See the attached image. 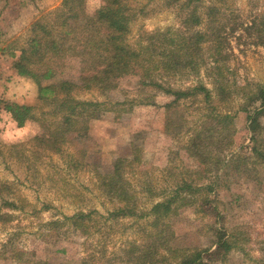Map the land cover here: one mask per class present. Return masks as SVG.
I'll use <instances>...</instances> for the list:
<instances>
[{"label":"rangeland","instance_id":"1","mask_svg":"<svg viewBox=\"0 0 264 264\" xmlns=\"http://www.w3.org/2000/svg\"><path fill=\"white\" fill-rule=\"evenodd\" d=\"M61 2L0 0V190L6 198L13 196L19 207L10 208L0 197L1 213L10 215L0 214V264H16L8 258V252L16 246L39 250L40 258H46L49 264H80L87 256L92 259L90 264H126L122 259L127 249L150 233V217L140 215L150 209L154 200L163 198L161 194L152 197L147 186L155 193L170 192L182 179L193 177L199 164L184 147L195 131L208 127L204 122L209 112L236 115L231 128L208 134L213 138L210 141L216 157L228 162L218 179V205L226 216V227L237 231L241 239L240 248L215 264H256L257 259L264 257V167L243 148L249 144L253 132L247 114L239 109L245 101L242 87L264 84V46L257 45L246 35L242 36L240 44L237 34L230 36L233 53L221 65L223 90L215 88L214 79L221 75L214 71L210 58L198 73L184 68L172 75L165 74L160 80L164 87L174 89L204 83L212 89L211 103L204 102L200 95L165 108L174 96L157 86L142 88L134 77L119 79L116 87L106 92L97 88H76L72 95L80 99L123 101L127 97L143 99L151 95L155 104H138L131 110L127 105L124 108L128 111L107 109L100 118L89 122L85 137L78 139L71 134L61 152H54L46 150L35 139L36 134L43 132L38 122L18 127L4 110L3 103L7 100L27 103L36 106L40 113L36 83L19 75L13 62L32 22L41 14L56 9ZM128 2L144 10L131 26L128 39L134 46L140 40L139 35L145 32L167 27L176 30L182 25L185 13L191 12L189 8L180 12L181 3L169 4L167 0ZM212 2L221 8L217 22L220 18L221 21L248 19L264 6L263 0H207L199 7V12ZM100 3L101 0H88L87 10L94 13ZM79 61L76 57L68 58L61 76L78 82ZM259 120L258 131L264 136V111ZM135 147L140 148L141 163L137 166L135 162L126 173L130 187L139 192L142 213L106 219L108 212L119 204L102 194L98 176L111 172L114 161L130 155ZM216 159H211L207 165L211 169V179L218 171ZM91 210L97 213L80 227L69 222L54 229L49 225L65 216ZM170 225V231H175L177 245H213L211 219L193 208L171 218ZM7 242L11 247H6Z\"/></svg>","mask_w":264,"mask_h":264},{"label":"trees","instance_id":"2","mask_svg":"<svg viewBox=\"0 0 264 264\" xmlns=\"http://www.w3.org/2000/svg\"><path fill=\"white\" fill-rule=\"evenodd\" d=\"M205 1L167 0L169 4L181 3L180 12L188 8L191 12L185 13L182 25L176 30L167 27L145 32L139 35L140 40L134 46L128 37L133 21L144 12L142 8L132 6L128 0H101L95 12L90 13L87 10L88 0H62L56 9L41 14L32 22L24 44L18 49L19 54L12 53L16 57L13 67L17 73L30 78L37 85L40 113L34 105L8 100L3 103L4 110L18 127L38 122L43 129L42 133L35 135L38 143L46 150L61 152L69 135L74 134L78 139L85 137L89 122L100 118L105 110L126 111L124 107L127 105L131 110L134 105L155 104L151 95L143 99L127 97L123 101L80 99L72 95L78 87L85 90L97 88L106 92L115 88L119 79L134 77L142 88L157 86L171 93L174 98L164 105L165 108L188 97L197 99L200 95H203L204 102L211 103L212 89L204 83L174 89L164 87L160 80L165 74L172 75L184 68L198 73L210 58L216 69L214 71L221 75V78L214 79L215 88L223 90L221 65L233 53L230 36L237 34L240 44L242 36L246 35L253 38L257 45L264 46V6L248 19L228 18L221 21L220 18L217 22L221 8L214 2L202 13L199 12V7ZM206 52L209 53L208 57L205 56ZM71 57L80 60L78 82L61 76L65 61ZM242 92L245 101L239 111L247 114L253 132L249 144L243 148L255 156L256 163L264 167V136L258 131L261 126L259 117L264 111V84L256 83L253 88L244 86ZM206 117L204 125L208 127L195 131L184 147L187 154L199 164V169L192 173L193 177L182 179L170 192L165 190L155 193L147 186L152 197L161 194L163 198L154 200L150 209L140 215L150 217V233L140 243L132 244L127 249L122 259L126 264H215L226 260L234 249L241 247L239 233L224 223L226 216L218 205L216 195L220 171L228 162L216 157L210 141L212 136L209 138L208 134L214 130L223 132L228 126L231 128L236 115L209 112ZM211 159H216L218 166L212 179L209 175L211 169L207 166ZM135 162L137 166L141 163L138 147L132 148L130 155L118 157L111 172L99 174L102 194L119 204L108 212L106 219H122L140 214L139 192L130 187L126 173L127 168L135 166ZM0 197L10 208H19L13 196L6 198L0 190ZM188 208L211 219L212 246L189 247L175 243V231L169 229L170 219ZM95 213L96 210L79 211L65 216L63 220L49 222V225L54 229L69 222L80 227L87 220H92ZM0 214L10 216L1 213V210ZM9 242L6 243L8 248L11 247ZM38 251L16 246L8 252V258L16 264H49L46 258H40ZM87 257L80 264H90L92 259ZM256 264H264V257L257 259Z\"/></svg>","mask_w":264,"mask_h":264}]
</instances>
